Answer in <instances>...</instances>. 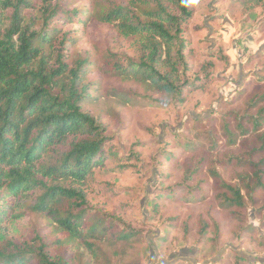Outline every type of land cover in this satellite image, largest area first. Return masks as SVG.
Returning a JSON list of instances; mask_svg holds the SVG:
<instances>
[{
	"label": "rangeland",
	"instance_id": "374dc122",
	"mask_svg": "<svg viewBox=\"0 0 264 264\" xmlns=\"http://www.w3.org/2000/svg\"><path fill=\"white\" fill-rule=\"evenodd\" d=\"M31 1L36 15L39 6L70 3ZM190 1L187 74L204 86L185 101L148 92L162 103L124 102L116 90L144 95V86L97 67L83 80L82 109L104 126L107 140L103 165L81 189L89 205L119 216L138 236L128 242L57 244L59 230L45 216L26 209L19 218L2 222L4 237L33 248L42 244L69 264L264 263V189L244 190L239 181L242 174L253 185L254 174L264 181V164H259L264 157V0ZM112 2L125 0L76 5L92 9ZM71 27L76 26L66 25L62 31ZM73 36L76 40L65 50L72 66L85 57L97 61L105 51L136 57L133 46L108 24L89 21ZM252 118L260 122L259 130L238 134V125L250 129L246 120ZM228 134L235 144L228 142ZM184 140L194 142V148L184 150L179 144ZM212 171L224 183L241 188L243 207L224 202L229 193L216 185ZM187 193L192 200H185Z\"/></svg>",
	"mask_w": 264,
	"mask_h": 264
},
{
	"label": "trees",
	"instance_id": "16d2710c",
	"mask_svg": "<svg viewBox=\"0 0 264 264\" xmlns=\"http://www.w3.org/2000/svg\"><path fill=\"white\" fill-rule=\"evenodd\" d=\"M80 1L97 0H68L53 7L48 3L36 8L39 15L33 14L31 0H0V14L5 11L0 16V225L27 209L45 216L59 230L56 243L128 242L138 236L137 230L119 216L89 205L81 189L103 165L102 147L107 140L104 126L82 109L83 80L97 67L144 86V95L116 90L115 96L124 102L162 103L148 92L177 95L185 101L190 92L204 86L187 74L191 42L186 23L192 16L191 1L125 0L92 9L78 7ZM92 20L113 27L133 46L136 57L105 51L97 61L85 57L70 65L66 47L76 40L73 35L78 28ZM69 24L76 27L62 31ZM246 121L250 129L238 125V134L259 130L257 119ZM228 138L235 144L230 134ZM179 144L184 150L195 146L187 140ZM236 162L242 164L241 159ZM259 164H264V157ZM212 174L216 185L229 193L224 202L243 207L241 188ZM254 177L253 185L250 176L240 175L242 189H264L262 176ZM185 198L192 200L189 193ZM53 251L0 233V264H69Z\"/></svg>",
	"mask_w": 264,
	"mask_h": 264
}]
</instances>
